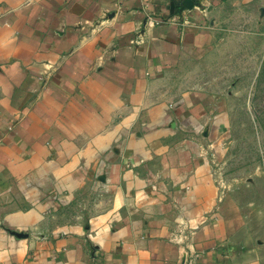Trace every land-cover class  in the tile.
Masks as SVG:
<instances>
[{"label":"crops","instance_id":"1","mask_svg":"<svg viewBox=\"0 0 264 264\" xmlns=\"http://www.w3.org/2000/svg\"><path fill=\"white\" fill-rule=\"evenodd\" d=\"M223 1L0 0V264H264L242 240L241 216L226 204L216 212L214 197L125 196L139 179L123 163L142 145L112 125L213 42L206 14ZM105 132L130 139L104 145ZM147 132L160 152L163 131ZM164 151L162 172L181 156ZM95 158L97 170L107 161L111 198L87 224L19 207L42 200L20 197L29 188L83 181Z\"/></svg>","mask_w":264,"mask_h":264},{"label":"rangeland","instance_id":"2","mask_svg":"<svg viewBox=\"0 0 264 264\" xmlns=\"http://www.w3.org/2000/svg\"><path fill=\"white\" fill-rule=\"evenodd\" d=\"M206 15L213 42L194 61L155 83L144 96L148 102L135 105L133 119L126 122L121 114L112 123L124 135L134 133L133 140L142 145L136 163H123L124 168L134 169L139 182L123 192L133 197L158 193L161 197H214L216 212L226 204L241 216L243 242L264 260V0H224ZM158 130L163 131L157 138L163 146L160 152L151 148L145 135ZM101 139L104 145L122 147L130 138H111L105 132ZM164 148L170 157L175 151L181 153L180 160L163 169L166 173L159 164L160 157L167 155ZM97 161L92 159L91 169L80 174L83 181L71 177L65 183L57 181L52 190L44 185L22 193V187L14 186L20 197H42L19 207L40 203L56 221H64L68 213L71 220L87 224L99 200L106 204L111 198L106 197L111 188L107 161L99 170ZM180 174L183 183L175 178ZM190 175H194V186L186 182ZM202 220L204 215L199 213L194 224Z\"/></svg>","mask_w":264,"mask_h":264}]
</instances>
